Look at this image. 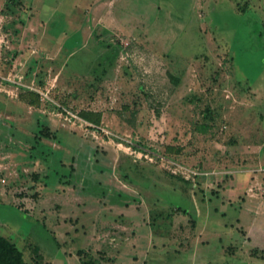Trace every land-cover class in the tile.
Masks as SVG:
<instances>
[{"label": "rangeland", "instance_id": "1", "mask_svg": "<svg viewBox=\"0 0 264 264\" xmlns=\"http://www.w3.org/2000/svg\"><path fill=\"white\" fill-rule=\"evenodd\" d=\"M0 235L31 264H264V0H0Z\"/></svg>", "mask_w": 264, "mask_h": 264}, {"label": "trees", "instance_id": "2", "mask_svg": "<svg viewBox=\"0 0 264 264\" xmlns=\"http://www.w3.org/2000/svg\"><path fill=\"white\" fill-rule=\"evenodd\" d=\"M82 117L92 123H100V114L85 112ZM0 264H31L25 260L23 251L7 237L0 235Z\"/></svg>", "mask_w": 264, "mask_h": 264}, {"label": "built area", "instance_id": "3", "mask_svg": "<svg viewBox=\"0 0 264 264\" xmlns=\"http://www.w3.org/2000/svg\"><path fill=\"white\" fill-rule=\"evenodd\" d=\"M168 163H170V164H171V166H173V164H175V163H171V162H169V161H168ZM180 168H181V167H180ZM177 169H178V168H177ZM183 172H184V171H183ZM195 175H197V174H195Z\"/></svg>", "mask_w": 264, "mask_h": 264}]
</instances>
